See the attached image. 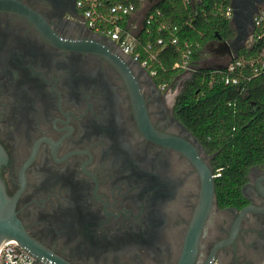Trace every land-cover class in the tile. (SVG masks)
Wrapping results in <instances>:
<instances>
[{
  "label": "flooded vegetation",
  "instance_id": "flooded-vegetation-1",
  "mask_svg": "<svg viewBox=\"0 0 264 264\" xmlns=\"http://www.w3.org/2000/svg\"><path fill=\"white\" fill-rule=\"evenodd\" d=\"M258 1L245 0L234 49L250 42ZM218 43L209 50L227 59ZM177 81L160 87L97 37L77 0H0V182L39 263L258 264L245 259L264 234L261 173L253 211L219 207L217 154L176 117Z\"/></svg>",
  "mask_w": 264,
  "mask_h": 264
},
{
  "label": "trees",
  "instance_id": "trees-1",
  "mask_svg": "<svg viewBox=\"0 0 264 264\" xmlns=\"http://www.w3.org/2000/svg\"><path fill=\"white\" fill-rule=\"evenodd\" d=\"M230 5L231 0H190L189 4L187 0H158L150 12L154 15L147 26L150 33L143 30L138 50L139 62H147V69L156 73L152 76L156 84L166 87L182 77L184 71L175 66L188 50L192 51L194 72L185 82L174 112L208 153L217 154L219 207L242 208L246 205L242 189L249 181V171L264 165V74L255 77L247 71V78L239 85H226L222 66L201 65L211 44L232 42L236 37L227 16ZM257 36L256 31L254 42L241 50L240 56L252 58L264 50V38ZM174 37L178 39L176 45L172 43ZM161 39L163 46L158 45ZM149 45L158 55L156 59H150L144 49Z\"/></svg>",
  "mask_w": 264,
  "mask_h": 264
},
{
  "label": "built area",
  "instance_id": "built-area-1",
  "mask_svg": "<svg viewBox=\"0 0 264 264\" xmlns=\"http://www.w3.org/2000/svg\"><path fill=\"white\" fill-rule=\"evenodd\" d=\"M157 0H77V7L81 11L87 25L100 37H107L115 44L117 51L123 55L132 57L135 62H139L141 53L138 46L141 43V33L146 30L154 19V15L150 14L153 5ZM190 3V0H187ZM149 18L146 20L147 16ZM160 15L159 11H156ZM227 16L232 21L233 9L227 10ZM146 23V26H145ZM255 31L258 32L257 39L264 38V8H261L254 20ZM146 28V29H145ZM161 30L165 26L160 27ZM177 31V28L174 29ZM254 33L250 39L253 43ZM174 45L178 44V39H172ZM158 45H165L164 40H158ZM188 47V45H186ZM149 53L150 59H156L157 54L153 52V46L144 47ZM240 53V52H239ZM192 51L188 50L182 60L176 64L175 69L183 70L184 73L191 75L194 70L191 66ZM142 67L148 68V63H140ZM226 77L224 79L226 85H239L243 78H247L246 72H250L252 76L264 74V50L252 58L240 56V54L228 56L227 62L222 66ZM149 70V69H148ZM151 76H155V72H150ZM166 88V85L160 86ZM219 173V172H217ZM220 176L217 174V177ZM0 264H45L39 263L37 260L19 243L12 240L9 244H3L0 247Z\"/></svg>",
  "mask_w": 264,
  "mask_h": 264
},
{
  "label": "water",
  "instance_id": "water-1",
  "mask_svg": "<svg viewBox=\"0 0 264 264\" xmlns=\"http://www.w3.org/2000/svg\"><path fill=\"white\" fill-rule=\"evenodd\" d=\"M151 2H154L155 0H150ZM257 6L261 9L264 8V0H260L257 3ZM247 4L244 0H231V8L233 9V19H232V25L238 28L239 30L242 28L241 18L245 14V9L247 8ZM255 31V26H254ZM96 35V34H95ZM97 37H100L99 35H96ZM239 41V37L233 42H226L219 40L218 47L216 48V54L219 56H232L233 54L238 55L239 52L243 47H239L238 49H234L235 44ZM236 42V43H235ZM84 49L91 50L92 48H89L90 46H81ZM140 101H142L141 96H139ZM4 161V153L2 151V148L0 147V168ZM254 171H259L261 173V178L259 179L258 186L262 188L261 193L264 194V188L261 185V182H264V165L260 167H254L249 171L248 174V183L243 187L242 194L246 201L250 202V205L246 208H244L241 211V216L251 212L254 210V203L256 201L255 198H250L247 195V191L253 184L252 174ZM261 194V196H263ZM16 202L15 200H10L7 197L5 188L3 184L0 182V247L3 244H9L12 240H15L19 243V245L24 248L26 251H28L36 260L37 262H40V259L37 257L35 251L31 249L29 246L25 245L22 241V238L24 236V229L20 222V220L17 217L16 213ZM220 210V208H219ZM238 211V209H236ZM260 213L261 220H264V210L258 212ZM210 214V207H206L203 205L201 210L198 212V223L196 225L197 231L194 236L188 235V243H187V249H191L194 242V246L198 244V240L202 236L204 225L206 223V220L208 219ZM264 235V234H263ZM234 239V238H233ZM233 245V242L230 245H227L224 247L227 251L228 257H232L234 260L243 259V253L235 246H232L231 250L230 246Z\"/></svg>",
  "mask_w": 264,
  "mask_h": 264
},
{
  "label": "rangeland",
  "instance_id": "rangeland-1",
  "mask_svg": "<svg viewBox=\"0 0 264 264\" xmlns=\"http://www.w3.org/2000/svg\"><path fill=\"white\" fill-rule=\"evenodd\" d=\"M158 1V0H157ZM156 1V2H157ZM251 41L248 42L245 47H243L241 50H244V49H249L250 46H251ZM208 53H206L204 56H203V62L201 63L202 66H205V67H217V66H223L226 64L227 62V59H221V58H218L215 56L214 53H212L210 50L207 51ZM191 77V75H188L186 73H184L181 77V79H178L176 85H178V83L180 81H183L184 83Z\"/></svg>",
  "mask_w": 264,
  "mask_h": 264
},
{
  "label": "crops",
  "instance_id": "crops-1",
  "mask_svg": "<svg viewBox=\"0 0 264 264\" xmlns=\"http://www.w3.org/2000/svg\"><path fill=\"white\" fill-rule=\"evenodd\" d=\"M257 241L259 252H256V250L252 248L250 252H248L245 260L249 262H257L258 264H264V235L262 234Z\"/></svg>",
  "mask_w": 264,
  "mask_h": 264
}]
</instances>
